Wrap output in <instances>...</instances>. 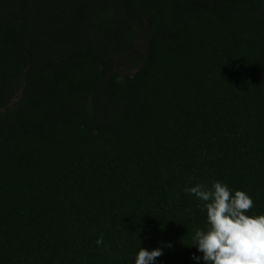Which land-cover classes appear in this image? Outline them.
Wrapping results in <instances>:
<instances>
[{"label": "trees", "instance_id": "1", "mask_svg": "<svg viewBox=\"0 0 264 264\" xmlns=\"http://www.w3.org/2000/svg\"><path fill=\"white\" fill-rule=\"evenodd\" d=\"M213 180L264 215V0H0V264H205Z\"/></svg>", "mask_w": 264, "mask_h": 264}, {"label": "clouds", "instance_id": "2", "mask_svg": "<svg viewBox=\"0 0 264 264\" xmlns=\"http://www.w3.org/2000/svg\"><path fill=\"white\" fill-rule=\"evenodd\" d=\"M184 191L201 201V210L206 212V226L192 235V245L203 254L205 264H264V215H246L253 201L245 192L236 190L233 194L216 180L210 186L197 183ZM96 243L102 244L103 238ZM167 247L171 248V243ZM162 254L160 248L149 251L140 247L135 264H155ZM192 258L201 259L196 255Z\"/></svg>", "mask_w": 264, "mask_h": 264}]
</instances>
